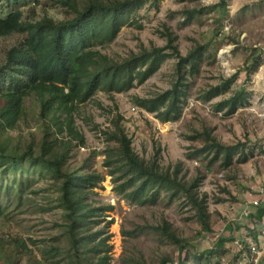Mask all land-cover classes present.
<instances>
[{
	"label": "rangeland",
	"instance_id": "374dc122",
	"mask_svg": "<svg viewBox=\"0 0 264 264\" xmlns=\"http://www.w3.org/2000/svg\"><path fill=\"white\" fill-rule=\"evenodd\" d=\"M90 1L76 3L82 10ZM222 1L144 0L145 5L132 12L117 37L96 48L121 62L139 53L142 46L164 47L168 33L177 36L183 56L197 45L206 46L200 72L186 78L189 98L179 120L162 123L133 101L136 96L152 98L172 88L177 59L170 58L143 84L123 93L99 91L79 105L74 119L84 145L68 144V138L57 136L35 96L26 97L23 115L13 129L0 126V156L25 155L18 164L0 160V264H88L79 260L80 252L71 244L62 180L35 160L44 153V146L50 148L47 159L67 155L62 173L104 177L90 190L88 203L113 209L91 218L83 233L109 235L110 264H162L165 258L169 264H264V249L255 254L250 248V242L257 241L256 223L243 215L251 186L264 183V0ZM13 11H21L23 20L29 22L44 17L59 22L75 16L57 0H0V18ZM24 39L22 34L0 37V66L7 52ZM257 56L260 66L249 73ZM237 72L239 78L230 90L211 102L199 100L204 91ZM242 87L251 92L250 104L233 115L215 110L216 103ZM3 104L0 100V111ZM116 123L132 138L135 153L147 165L169 172L179 165V179L199 180L197 191L207 198L211 232L203 228L197 211L184 197L170 200L163 192L155 205L140 206L116 194L103 167L106 149L115 146L105 133ZM207 133L225 145L243 143L241 151L249 155L248 161L242 163V156L236 157L231 166L224 167L222 160L211 162L213 154L190 158L207 143ZM55 139L57 143L50 146ZM110 220L112 225L107 224ZM166 228L183 241L182 247L167 237ZM220 238L233 240L203 255L216 249ZM236 240L243 248L234 244ZM95 255L91 253L90 262L97 261Z\"/></svg>",
	"mask_w": 264,
	"mask_h": 264
},
{
	"label": "trees",
	"instance_id": "16d2710c",
	"mask_svg": "<svg viewBox=\"0 0 264 264\" xmlns=\"http://www.w3.org/2000/svg\"><path fill=\"white\" fill-rule=\"evenodd\" d=\"M76 1L57 0L75 14L66 21L56 22L49 17L38 21H24L21 11H13L0 18V37L25 35L20 44L7 52L6 61L0 66V100L4 103L0 111L1 128L13 129L23 115L26 97L35 96L40 101L42 115L49 120L55 134L68 138V144L77 141L84 145V137L77 130L74 119L79 105L89 101L99 91L108 94L123 93L136 84H143L170 58L177 59V80L172 88L152 98L136 96L133 101L136 106L155 114L162 123L179 120L189 98L186 78L200 72L207 47L197 45L183 56L176 44L177 36L168 33L164 47L142 46L139 53L131 54L121 62L115 61L96 48L111 43L121 28L129 23L132 12L145 5L144 0H91L82 10L78 8ZM260 61V56L253 59L247 69L249 73L257 70ZM239 75L237 72L220 84L210 87L199 100L211 102L230 90ZM250 100L251 92L242 87L214 107L217 112L233 115L250 104ZM105 134L108 142L115 146L106 149L103 167L107 168V175L111 176L113 190L117 195L140 206L155 205L163 192L168 194L170 200L184 197L197 211L203 228L211 232L207 198L201 197L197 191L199 180L189 183L179 179V165L173 172L147 165L135 153L132 138L120 123L114 124L113 129ZM57 141L55 139L48 144L53 146ZM206 141L204 146L196 149L189 157L213 154L211 162L222 160L224 167L231 166L236 157L242 156V163L249 159V155L241 151L244 146L241 142L225 145L210 133L206 134ZM43 149L44 153L35 160L48 166L52 174L63 182L62 203L70 222L72 247L80 252L79 260H86L88 264H110L107 244L109 235L103 231L87 235L83 233L91 218L100 211L109 212L113 209H99L88 203L90 190L96 188L104 177L92 173H62L61 168L67 155L47 159L50 148L44 146ZM24 158L25 155L0 156V160L9 164L21 163ZM259 215L263 216V211ZM107 224L112 225L113 220ZM165 232L175 244L183 245V241L174 232L168 228ZM232 240L220 238L216 249L204 251L203 255L219 251ZM90 245L94 246L89 248ZM184 247L188 245L185 244ZM91 253L96 254V262H90ZM169 263L167 258L162 260V264Z\"/></svg>",
	"mask_w": 264,
	"mask_h": 264
},
{
	"label": "built area",
	"instance_id": "2783aa9c",
	"mask_svg": "<svg viewBox=\"0 0 264 264\" xmlns=\"http://www.w3.org/2000/svg\"><path fill=\"white\" fill-rule=\"evenodd\" d=\"M251 209H257L258 211L264 209V183L251 186L246 195L245 209L243 211V215L246 219L256 217L259 221V219H261L260 215H255ZM256 237L257 241L255 243L250 242V248L253 253L261 254L260 249H264V228H260L257 231ZM234 244L243 248V245L238 240L234 241Z\"/></svg>",
	"mask_w": 264,
	"mask_h": 264
},
{
	"label": "crops",
	"instance_id": "0c3cea01",
	"mask_svg": "<svg viewBox=\"0 0 264 264\" xmlns=\"http://www.w3.org/2000/svg\"><path fill=\"white\" fill-rule=\"evenodd\" d=\"M251 210H252L253 213H255V215H258L260 211H263V216H261L262 222H259L256 217H254V218L252 217L251 221L253 220L256 223L257 231L260 228H264V209H261L260 211H258L257 209H251ZM242 211L243 210L241 209L240 210V214H241ZM242 218H243V215H242ZM244 220L247 221L246 219H244ZM255 237H256V235H255Z\"/></svg>",
	"mask_w": 264,
	"mask_h": 264
}]
</instances>
